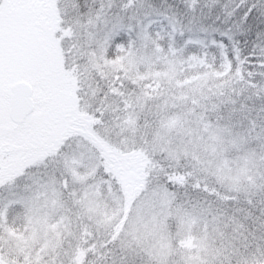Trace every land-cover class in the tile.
<instances>
[{"label": "snow or ice", "instance_id": "snow-or-ice-1", "mask_svg": "<svg viewBox=\"0 0 264 264\" xmlns=\"http://www.w3.org/2000/svg\"><path fill=\"white\" fill-rule=\"evenodd\" d=\"M0 264H264V0H0Z\"/></svg>", "mask_w": 264, "mask_h": 264}]
</instances>
